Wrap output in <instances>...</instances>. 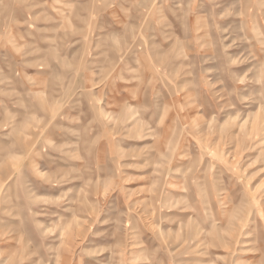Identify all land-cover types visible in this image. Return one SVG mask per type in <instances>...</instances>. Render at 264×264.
<instances>
[{
  "label": "rangeland",
  "instance_id": "rangeland-1",
  "mask_svg": "<svg viewBox=\"0 0 264 264\" xmlns=\"http://www.w3.org/2000/svg\"><path fill=\"white\" fill-rule=\"evenodd\" d=\"M0 264H264V0H0Z\"/></svg>",
  "mask_w": 264,
  "mask_h": 264
}]
</instances>
